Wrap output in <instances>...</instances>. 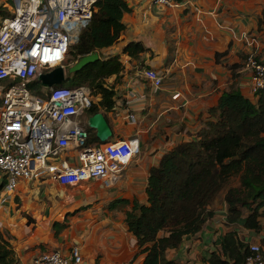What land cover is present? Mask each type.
Segmentation results:
<instances>
[{"label": "crops", "instance_id": "obj_1", "mask_svg": "<svg viewBox=\"0 0 264 264\" xmlns=\"http://www.w3.org/2000/svg\"><path fill=\"white\" fill-rule=\"evenodd\" d=\"M126 2L129 10L123 14L119 40L97 53L99 58L117 54L123 65L119 74L106 79L115 86L114 107L101 112L111 129L108 142L130 140L133 156L110 178V186L101 179L66 185L41 176L20 179L6 192L0 179V231L12 245L15 264H31L47 250L67 253L73 245L82 257L77 264H141L145 253L127 229L125 216L133 200L147 204L149 169L175 145L196 138L211 118L209 109L231 85L254 100L245 60L248 55L264 59V0H181L170 7L151 0ZM129 41L141 42L145 50L130 57L122 51ZM148 68L162 77L157 89L143 75ZM80 121L86 125L87 117ZM76 153L71 146V163ZM221 191L207 206L211 214L201 229L168 248V259L210 264V254L220 252L228 229L246 242L264 243L262 227L256 232L227 222Z\"/></svg>", "mask_w": 264, "mask_h": 264}, {"label": "trees", "instance_id": "obj_2", "mask_svg": "<svg viewBox=\"0 0 264 264\" xmlns=\"http://www.w3.org/2000/svg\"><path fill=\"white\" fill-rule=\"evenodd\" d=\"M181 1V0H176ZM129 10L126 0H97L88 24L70 44L65 61L62 86L85 85L98 97L84 110L88 117L114 107L115 86L106 79L123 68L119 56L106 55L70 72L68 68L84 55L99 52L115 44L125 29L122 17ZM7 10L0 5V19ZM264 25V10L260 17ZM145 47L129 41L122 49L136 57ZM216 53L215 55H219ZM31 92L43 97L38 81L28 85ZM251 100L230 86L209 109L211 118L197 132L196 138L181 142L166 151L158 165L149 169L147 204L133 200L126 213L127 229L136 237L144 258L141 264H179L165 256L168 248L178 247L185 235L198 232L211 212L207 206L221 190L227 209V222L238 223L258 232L264 218V87ZM87 145L100 143L94 130L85 125ZM232 176L238 184L230 185ZM127 201V200H124ZM61 225V224H60ZM55 234L59 227L54 223ZM248 243L236 230L228 229L221 238V250L212 252L210 264H243L249 254ZM11 243L0 231V264H15Z\"/></svg>", "mask_w": 264, "mask_h": 264}, {"label": "built area", "instance_id": "obj_3", "mask_svg": "<svg viewBox=\"0 0 264 264\" xmlns=\"http://www.w3.org/2000/svg\"><path fill=\"white\" fill-rule=\"evenodd\" d=\"M11 16L0 19V179L11 191L20 179L47 176L60 184L74 185L101 179L110 186L133 156L130 140L87 145L88 132L80 121L95 101L85 85L44 88L43 97L28 85L38 75L65 65L68 49L84 28L97 0H10ZM174 6L176 0H151ZM251 93L264 87V59L248 55ZM143 75L153 89L162 77L152 68ZM39 82V81H38ZM132 117V115H131ZM83 132V135L80 133ZM77 148L76 162L68 159ZM243 264H264V243L249 242ZM78 246L67 253L58 249L41 252L31 264H77Z\"/></svg>", "mask_w": 264, "mask_h": 264}, {"label": "water", "instance_id": "obj_4", "mask_svg": "<svg viewBox=\"0 0 264 264\" xmlns=\"http://www.w3.org/2000/svg\"><path fill=\"white\" fill-rule=\"evenodd\" d=\"M98 58L97 52L84 55L77 61L73 62L68 68V71H77L84 67L87 63ZM66 71L65 65H57L46 72L40 73L37 78L42 87L52 88L53 86L61 85L64 82ZM87 126L95 131V136L100 143L107 142L111 136V129L102 112H96L88 116ZM80 135H83V132H81Z\"/></svg>", "mask_w": 264, "mask_h": 264}, {"label": "rangeland", "instance_id": "obj_5", "mask_svg": "<svg viewBox=\"0 0 264 264\" xmlns=\"http://www.w3.org/2000/svg\"><path fill=\"white\" fill-rule=\"evenodd\" d=\"M2 2L0 3V5L4 6L7 10V16H11L12 13H13V9H14V5H13V2H11L10 0H1ZM70 57H66V59H68ZM66 61V60H65ZM77 61V60H76ZM87 128V127H86ZM229 184L230 185H233V186H236L238 184V179L236 176H232L230 178V181H229ZM221 193H223V191H221L219 193V195L217 196V200H219L221 198ZM264 219V218H262ZM262 229H264V224H262Z\"/></svg>", "mask_w": 264, "mask_h": 264}]
</instances>
